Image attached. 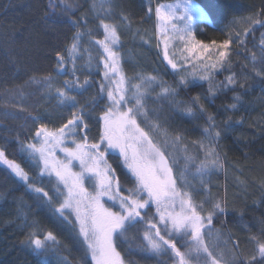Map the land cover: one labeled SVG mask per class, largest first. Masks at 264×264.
I'll return each mask as SVG.
<instances>
[{
  "label": "snow or ice",
  "instance_id": "obj_1",
  "mask_svg": "<svg viewBox=\"0 0 264 264\" xmlns=\"http://www.w3.org/2000/svg\"><path fill=\"white\" fill-rule=\"evenodd\" d=\"M75 7L71 0H48L45 17L57 13L68 17L75 31L64 49L66 55L56 53L55 74L49 72L25 81L27 85H41L48 95L54 91L57 106L72 110L70 118L59 127L50 128L42 122V115L28 112L32 124L37 126L28 140L16 137V152L35 170V175L16 160L9 159L4 148H0V165L6 166L33 194L38 206L46 208L67 231L80 253L77 264H133L125 255L133 252L147 258L155 257L158 264H168L167 259L161 260L165 257L172 264H264V241L258 236L249 237L255 241V250L252 255L244 256L239 242L233 240L230 232L214 227V219L227 217L229 213L226 196L219 199L212 196L206 179L224 167L216 150L221 131L215 116L207 115L202 139L193 142L204 154L197 163V156L188 154L187 145L182 144V134L170 137L168 129L158 119L153 121L149 118L146 108L147 99L155 87H159L156 99L166 100L186 117L197 119L205 116L207 108L199 94L188 101L177 97L182 89L196 87L198 81L209 83V97L236 86L235 73L228 75L219 85H214L213 77L229 64L233 43L246 46L240 33L237 32L234 38L228 36L221 43L213 41L210 46L194 35L191 21L195 18L197 22H207L209 19L197 0L157 4L154 12L157 47L163 44V59L178 79L170 85L158 81L156 76L137 75L136 82H133L122 66L118 27L108 22L113 12L112 0H100L99 3L92 0L91 18L98 21L95 28L89 26L88 13L72 18ZM178 10H182L180 14ZM152 14L153 9L148 7L146 15L151 18ZM261 14H264V9ZM121 16L122 22L128 26L127 16ZM248 23L250 27L244 29L245 37L255 25L264 27L261 19L248 18ZM101 29L103 39H95V31ZM85 36L89 38L90 47L83 46ZM174 41L184 43L179 63L175 53L172 57L169 54ZM91 47L96 48L98 59L93 57ZM210 47L218 52L215 60L209 53ZM259 49V57L256 52H251L248 57L253 65L258 60L264 64V33L261 34ZM85 54L84 67L89 74L94 61L97 70L102 66L100 81L86 76L81 82L76 75L77 60L85 59ZM205 54H208L209 62H205ZM69 64L70 69L67 67ZM189 64L191 72L187 70ZM61 74H70L72 78L64 79L57 86L55 82ZM255 74L264 79V71H256ZM93 84H98L97 93L85 104H80L77 95L88 91ZM239 87L243 89L245 85L241 83ZM23 94L21 89L20 95ZM241 99L240 95H235L234 103L227 110L237 111ZM102 100L106 101L104 107L100 109V115L95 116ZM13 107L28 111L22 105ZM142 123L146 124L147 130L141 126ZM224 123L230 127L231 117ZM92 126H98L97 136L90 139ZM168 149L173 152L179 149L183 155L177 158ZM110 154L122 159V167L127 170L123 179L108 162ZM181 159L183 166L174 170L173 166L179 165ZM45 180L51 186L49 190L42 186ZM129 182L131 186L127 187ZM200 194L204 199L198 201L196 197ZM25 207H28L26 202L21 200L18 211L25 226L31 229L23 243L34 254L59 253L62 247H66L52 231L43 230L37 220L29 221L28 213L23 210ZM153 207L155 212L149 215ZM234 211L243 219L242 210ZM224 223L226 221H221L222 225ZM260 223V235H264V220ZM41 232L43 239L40 238ZM122 246H125L123 250ZM61 264L71 262L63 256Z\"/></svg>",
  "mask_w": 264,
  "mask_h": 264
},
{
  "label": "trees",
  "instance_id": "obj_2",
  "mask_svg": "<svg viewBox=\"0 0 264 264\" xmlns=\"http://www.w3.org/2000/svg\"><path fill=\"white\" fill-rule=\"evenodd\" d=\"M175 1L177 0H112L113 12L108 22L118 27L122 66L125 74L133 78V82H136L137 75L156 76L158 81L170 85H174L178 79L164 61L161 48L157 47V21L154 14L157 4ZM71 2L77 6L72 18L76 19L88 13L89 26L95 28L98 21H92L91 18L92 0ZM197 3L204 7L209 17L208 21L201 23L195 31L197 40L211 46L213 41L221 43L228 36L234 38L237 32L245 40V47L239 46L238 43L230 46L229 64L217 71L213 77L214 85H219L228 75L235 73L237 84L234 88L220 91L215 97L208 96L209 83L204 81H198L196 87L182 89L177 97L179 100L188 101L197 94L201 96L207 113L197 119L184 116L166 100L156 99L159 87H155V91L147 99L146 108L149 110V118L153 121L158 119L168 129L170 137L176 133L182 134V144L187 145L188 154L197 156V163L204 158V154L193 142L202 139V130L207 126V115L215 116L218 130L221 131L216 150L224 167L223 170L214 171L206 179L212 196L218 199L226 196L229 213L227 217L214 219V227L222 228L226 233L230 232L233 240L239 242L243 255L250 256L256 245L249 237L255 235L264 241V235H260V222L264 220V79L255 74L256 71H264V64L258 60L253 65L248 57L251 52H256L259 57V42L264 27L255 25L254 30L246 37L244 29L250 27L248 18L264 20V14H261L264 0H197ZM47 5L48 0H0V148H4L8 158L16 160L31 175H35V170L16 152V137L28 140L37 126L32 124L28 112L33 115L39 113L43 117L42 122L54 128L66 122L72 111L57 106L54 92L48 95L42 86L25 84L32 76L39 78L49 72L54 73L56 53L66 55L64 49L75 31L68 17L59 13L45 17ZM148 7L153 9L151 18L146 15ZM121 14L127 16L130 22L128 26L122 22ZM88 39L87 36L84 37V47H90ZM95 39H103L102 29L95 31ZM90 51L93 57L98 59L96 48L91 47ZM217 54V50L213 48L211 56ZM86 59L85 54V59L77 60L76 75L81 82L86 76H90L93 81H100L102 66L97 70L94 61L92 72L89 74L84 67ZM67 67L70 69L71 65ZM187 70L191 72V69ZM71 78L70 74H61L55 83L59 86L64 79ZM241 83L245 85L243 89L239 87ZM21 89L24 93L22 96ZM97 91L98 84H93L88 91L77 95V100L80 104H85ZM235 95H240L242 99L238 110L233 112L227 109L234 103ZM105 102H100L95 116L100 115V109L104 107ZM21 103L27 112L13 107ZM229 117L232 121L230 127L224 123ZM236 121L241 123L237 124ZM141 126L147 130L146 124L142 123ZM97 129L98 126H92L90 139L97 136ZM156 138L159 139V136ZM167 151L173 152L172 149ZM173 155L179 158L183 153L177 149ZM108 162L123 179L127 170L122 167V159L118 155L110 154ZM183 164L181 159L179 165L173 166L174 170ZM42 186L46 190L51 187L46 180ZM126 186L130 187L131 182ZM196 199H204V195H197ZM21 200L28 206L23 209L28 213V220H37L43 230L52 231L62 245L66 246L62 247L59 253L50 251L36 255L23 243L31 229L25 226L18 211ZM236 209L243 211V219L234 211ZM154 212L153 207L148 214L152 215ZM221 221L226 223L222 225ZM40 238L43 239V232L40 233ZM231 243L230 241L229 246ZM124 247L122 246V250ZM79 254L67 231L58 224L52 214L46 208L38 206L33 194L27 191L5 166L0 165V264H61L63 256L68 257L71 264H77ZM125 255L133 264H158L157 258H147L139 252ZM165 259L168 264H172L170 259L161 258Z\"/></svg>",
  "mask_w": 264,
  "mask_h": 264
},
{
  "label": "rangeland",
  "instance_id": "obj_3",
  "mask_svg": "<svg viewBox=\"0 0 264 264\" xmlns=\"http://www.w3.org/2000/svg\"><path fill=\"white\" fill-rule=\"evenodd\" d=\"M177 1H175V2H171V3H176ZM169 4V3H168ZM182 10H178V14H180V12H181ZM191 23H192V25H193V28H194V33H195V31L200 27V25H201V23H203V22H197L196 20H195V18L191 21ZM160 48H161V52H162V55H163V44L161 43L160 44ZM184 48V43L183 42H180V41H174L173 42V44L172 45H170V47H169V54H170V57H172V55H173V53H175V59L177 60V62L179 63V62H181V60H180V50H182ZM212 50H213V48L212 47H210L209 48V53L211 54V52H212ZM217 56H218V54L217 55H215V56H211L212 57V60H215L216 58H217ZM205 62H209L208 61V54H205ZM167 63V62H166ZM169 66V65H168ZM170 67V66H169ZM187 68H189V69H191L192 70V68H191V65L189 64L188 66H187ZM33 86H38V87H40L41 85H39V84H33ZM54 92V91H53ZM21 105L23 106V103H21ZM59 154V153H58ZM6 167V166H5ZM78 170V169H77ZM10 171V170H9Z\"/></svg>",
  "mask_w": 264,
  "mask_h": 264
}]
</instances>
